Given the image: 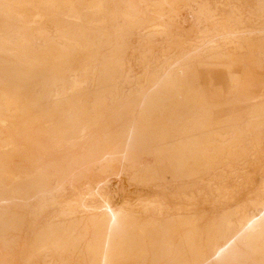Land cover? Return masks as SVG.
Returning a JSON list of instances; mask_svg holds the SVG:
<instances>
[{"label":"bare ground","instance_id":"6f19581e","mask_svg":"<svg viewBox=\"0 0 264 264\" xmlns=\"http://www.w3.org/2000/svg\"><path fill=\"white\" fill-rule=\"evenodd\" d=\"M6 1L0 0L1 16L9 20L31 17ZM14 1L11 5L25 4L23 0ZM83 1L74 0L78 4ZM92 1L97 13L83 15L78 23L71 20V14L66 15V25L44 24L43 17L34 19V42L23 28L11 33L0 30V51L5 44L37 60L48 61L42 55L47 56L50 47L49 54L57 48L88 51L89 37L99 45L114 48L103 62L90 59V65L66 70L59 83L46 84L45 88L41 84L44 81H26L30 75L25 71V62L0 63V113H6L7 120L2 124L6 130L0 128V135L6 132L7 138L0 139V143L9 144L27 133L31 145L25 148L17 141V147L21 148V163L33 165V169L22 173L23 168L12 167L9 157L0 158V191L9 196L0 201L34 200L41 209L54 198L50 197L51 191L65 189L76 177L89 178L92 172L102 175L95 183L96 190L87 188L88 197L94 201H81L80 205L87 211L103 207L104 212L84 223L81 219H60L47 224L33 242L29 259L40 255L58 258L60 250L67 249V238L77 230L89 238L85 243L86 264H227L237 256L238 243L264 259V176L259 195L241 202L243 184L224 173L218 197L204 201L208 206L218 203L230 208L219 217L213 213L208 218L207 213L196 210L174 215L167 199L144 197L136 199V211L126 193L119 207L111 209L108 204L112 188L119 182H157L166 189V182L189 180L216 157H234L239 162L262 154L264 0ZM180 29L189 31L180 49L170 45L160 52L143 48L153 42H168ZM125 49L128 51L123 55ZM215 67L225 71L222 88H215L209 81L207 86L199 83L193 87L194 82L202 80L203 70L210 75ZM14 71L10 81L8 73ZM43 100L44 113L32 123L14 128L12 120L17 114H25ZM69 102L75 104L67 105ZM172 104L189 108L181 113ZM86 113L107 119L105 130H90L85 146L82 143L63 148L62 144L70 145L79 132L76 125L64 119ZM116 160L121 165L118 170L117 162L116 167L111 166ZM233 161H227L228 168ZM189 163L192 167L187 169ZM262 169L264 172V163ZM112 174L116 179H109ZM199 195L205 197L200 191ZM8 213L7 209L0 212V218ZM75 213L63 211L62 215ZM19 221L11 214L6 224L15 229ZM181 236L185 237L184 243H180ZM229 241L235 245L230 246Z\"/></svg>","mask_w":264,"mask_h":264},{"label":"rangeland","instance_id":"374dc122","mask_svg":"<svg viewBox=\"0 0 264 264\" xmlns=\"http://www.w3.org/2000/svg\"><path fill=\"white\" fill-rule=\"evenodd\" d=\"M23 1L25 3L23 5L19 4L18 2L17 4L19 5H11V4H15L13 3L15 2L14 0H7L6 3L7 2L8 4L10 3L9 4L10 6H14V8L19 9L20 12H24L27 15L32 14L33 16L31 15V17H27L23 20H19V19L9 20L4 16L0 15V30H5V33L6 32L9 33L12 30L23 28L25 29V31L27 32L29 31L28 33L31 37L33 36L32 33L35 32L34 28L36 27V25L32 22L34 19L43 17V23L45 22L44 24H46L47 22L48 25L51 24L66 25L68 23L66 15L71 14L72 15L70 16L71 20L75 21V23H78L79 19H84L83 15L84 16L87 14L95 15V13H97L93 11L94 8H93V4L91 3L93 2L92 0H84L80 4L74 2V0H23ZM26 1L30 3H26ZM2 2L4 3V1ZM72 26H75V24ZM184 26H186V29H188L187 27L189 25L185 23ZM87 33H91V31H88ZM178 33L179 34L177 36L172 35L171 38L172 37L173 38L171 40H168V42L165 41L162 43L153 42L150 43L149 45L148 44L143 45V48L147 51L148 50L155 51L157 49L160 52L162 48L164 49L165 46L170 45V46H174L176 49H180L182 40L189 37V31L180 29ZM193 37L194 36H192V38ZM31 39L32 37L30 38V40ZM88 39H90L91 41L93 40L90 37ZM34 41L35 39L33 38L32 42ZM91 41L90 43L89 41H87L89 45L88 51H83V52H75L72 48H66V49L57 48L56 51H54L52 54H49V52H51L50 49L51 47H50L48 49V55L47 56L42 55V59L47 58L48 61L37 60L32 55H29L27 52L16 53L10 46L2 44L1 48L2 47L3 48L0 51V63L11 64L12 63L11 61H16L17 64L19 65V63L21 62H25V64L28 66L25 71L30 75L26 81L30 83H36V82L41 83L44 81L41 84H42V88H45L46 84L48 87L50 86V83H59L60 77L63 76L66 70L79 68L80 66H83V64L90 65L92 63L90 62L91 61L90 59H96L99 62H103L104 59L109 56L110 51L114 50V48L111 47L110 45H99L97 40H93L95 41V44L93 41H92L93 44H91ZM93 45L95 46L98 45L99 47L97 48ZM11 50L13 52H11ZM126 51L128 50L125 49L123 55H126ZM6 58H8V62L5 61ZM110 65L114 68L112 64ZM112 67L111 69L113 70ZM12 74L13 75L16 74V71H14V73L12 72L8 73L9 78H11L12 76V78L9 79L10 81H13ZM209 77L211 78L209 79ZM208 81L211 82V84L214 85L215 88H222L226 81L225 71L221 67H217V68L215 67V69H213L211 74L209 75V73H206L203 70L202 80L200 82L197 81L196 83L194 82L193 87H197L199 83L201 85L203 84L204 86H207ZM175 99L177 100V97H175ZM73 103L74 102H69L67 105L73 106L75 104ZM37 106L33 107L32 109L30 108V110H28V112H26L25 114H17L16 115L17 118H13L12 120L14 128L20 129L23 126L24 122H26V124L32 123L38 114L44 113L46 107V100H43ZM171 107L176 108L177 111L179 112L181 111V113L185 111L187 108H189L179 105L175 106L173 104ZM0 115H1L0 123L2 122L0 124V128L6 130L5 126L4 127L2 126V124H4V122L7 121L5 119L6 113L1 112ZM85 115L88 118H86ZM144 116H146V114H144ZM154 116L155 115H152L151 118L155 119ZM68 118L64 119L65 121L64 120L63 121L66 123H73L74 126L76 125L75 126L76 130L79 131L78 133L81 132L82 133L81 135L78 133L75 134L76 140H73L74 141L72 142L73 144L72 143H70V145H68V143L62 144L63 148L65 146H72L77 144L79 145L82 143L83 144L85 143L83 146L87 145L86 139L89 138L88 136H90L89 131L92 130L93 132L94 131L103 132L106 127L105 125L108 124L109 122L105 118L104 119L102 118L103 120L98 119L96 115H94L93 117V114L91 113H86L82 116L74 115ZM81 119H82V123H81ZM144 119L146 118L144 117ZM78 122L80 124H78ZM43 124L47 125L46 123ZM79 129L82 131L80 132ZM260 131L264 134V119H263V124L260 127ZM5 133L0 135V139L7 138V134ZM99 135H101V133H99L98 136ZM27 136H28L27 133L23 134L21 138L18 137L16 140H13L9 144L0 143V158L5 159L6 157H9L13 162L12 167L23 168L24 171L22 170L23 171V172L21 171L22 173L27 172L28 169L30 168L33 169V165L31 166L27 162H24L23 164L21 163L22 159L19 154L21 148L17 147V141H20V144H22L25 148L31 145L29 141L31 137L30 136L27 137ZM26 137L28 138V140H25L27 139ZM11 144L12 145L15 144V145L12 146ZM16 147L17 149H15ZM247 148H250V145H247ZM260 151H262V154L260 153L259 155H257L258 158L255 157L254 155H250L249 157L239 162H237L235 160L236 158L234 157H230L228 159H220L219 157H216L212 160L211 164L208 167H206L200 172H197L196 175H194L189 180L177 179L166 182L164 184L166 186V189L158 186L157 182L141 183V184L140 182H134V183L129 181L128 182L125 181L124 183L119 182L120 185L118 183L115 188H112L111 191L112 195L110 197L108 204L111 206V209H115L119 207L122 196L124 193H126L131 197L130 206L132 207L133 210L136 211H138L137 210L138 204L136 202V199L139 197L141 198L144 197L146 199H156V198L162 200L167 199L168 203L174 207L171 212L174 215L175 214L187 215L188 213L196 210L195 212L197 213H201V214L207 213L208 218L214 215L213 213H215L216 216L219 217L221 216L223 211L230 208H228V206L221 207L218 203H216L214 206L213 205L208 206V204H206L207 205L206 206L204 204V201L205 198H207L208 201L212 202L213 200H215V198L218 197V188L221 177L223 176L224 173L229 174L231 177L238 178V181H240V183L243 184V191L240 194L241 202L243 201L247 202L250 200L252 201L253 199H255L254 198L255 196H253V194L256 196L259 195V189H258L259 184L261 178L264 176V172L262 169V165L264 163V142H262ZM15 157H18L17 161ZM232 160H234L233 166L231 168H228L227 161H232ZM24 164L26 165L24 166ZM115 165L117 166V170H118L121 166L119 160L113 161L111 163L112 167H116ZM191 167L192 166L190 165V163L186 166L187 169H190ZM113 169L115 170L116 168H112V170ZM114 170L112 173L117 171ZM89 176H90L89 178L76 177L70 182L69 185H66L65 189H60L61 191L60 190L51 191L50 197L51 196L54 197V198L51 197L53 202L51 201V199H49L50 202H48V204L41 209L39 208V203L34 200H27L23 203H19L16 199L9 198L8 200L0 201V212H3L5 209H7L9 212L6 216L0 218V236L3 237L0 239V263L1 264H86V256L84 253L86 250L85 243L89 240V238L84 236L82 230H77L71 237L67 238L66 240L67 249H65L64 251L60 250V256L58 258H54V260L48 256H47L48 258L47 257L43 258L44 257L43 255H40L39 257L33 256L34 258L30 257L29 259V255H30L29 253L31 252V247L33 242L36 240L37 236L43 232L47 224L58 222V220L60 219H64V220L81 219L82 223H84L89 221L91 216L99 215L102 212H104L103 207L98 208V210L87 211L84 210L80 205L81 201H84L85 204H89V202L91 204V202L94 201V199L88 197V194L90 192L88 190L89 189L88 187H93V190H96L94 189V187H96L95 183L101 180L102 178V175L96 172H92ZM113 178L116 179V177H114L112 174L109 179L114 180ZM191 185H194L195 189L191 188ZM181 188H185V189L182 191V193L176 194L177 190ZM199 191L205 194V197L199 195ZM163 196H165L166 198ZM8 197L9 196L3 195L2 191H0V198L7 199ZM74 201L76 202L74 203ZM71 210L76 211V213L73 215H62L63 211H66V213H68ZM11 214L17 215L20 220L18 222L19 223L18 227L15 229L13 228L12 224L11 225L6 224V222H8L9 219L11 218ZM1 222L2 223L5 222L4 223L5 226H3ZM182 232H183V228L179 229L178 234L182 235ZM184 241H185V237L181 236L180 243H184ZM227 244H230V246L235 245L233 241H229ZM236 248L238 250L237 256L233 260H230L227 264H245V263L264 264V259L261 254L251 253L247 251L246 246L244 245L242 246L239 243L236 244ZM125 264H130V263L128 262Z\"/></svg>","mask_w":264,"mask_h":264}]
</instances>
